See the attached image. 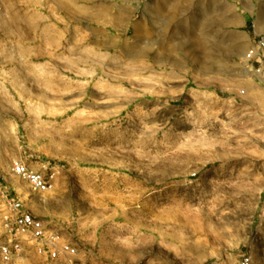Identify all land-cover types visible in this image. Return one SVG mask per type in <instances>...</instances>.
<instances>
[{
  "label": "rangeland",
  "instance_id": "rangeland-1",
  "mask_svg": "<svg viewBox=\"0 0 264 264\" xmlns=\"http://www.w3.org/2000/svg\"><path fill=\"white\" fill-rule=\"evenodd\" d=\"M252 22L264 0H0V243L8 187L77 264H264ZM12 264L48 262L26 243Z\"/></svg>",
  "mask_w": 264,
  "mask_h": 264
},
{
  "label": "built area",
  "instance_id": "built-area-1",
  "mask_svg": "<svg viewBox=\"0 0 264 264\" xmlns=\"http://www.w3.org/2000/svg\"><path fill=\"white\" fill-rule=\"evenodd\" d=\"M249 32L250 45L244 61L254 82L264 92V26L252 22ZM246 93L245 89L240 91L241 95ZM11 171L34 194L43 195L55 190L56 179L52 169L47 173L34 170L23 161H16ZM4 184L5 178L0 174V189ZM1 195L4 202L2 228L7 239L0 243V264H12L26 243H30L48 264H77L78 249L73 243L65 240L59 232L49 231L44 221L27 209L8 187L2 189ZM252 263V255L244 254L238 264Z\"/></svg>",
  "mask_w": 264,
  "mask_h": 264
},
{
  "label": "crops",
  "instance_id": "crops-1",
  "mask_svg": "<svg viewBox=\"0 0 264 264\" xmlns=\"http://www.w3.org/2000/svg\"><path fill=\"white\" fill-rule=\"evenodd\" d=\"M225 21H221L220 23H219V25H222L224 28H226V27H230L231 26V20H228L227 19V22H226V19H224ZM248 37H249V41H250V32H248Z\"/></svg>",
  "mask_w": 264,
  "mask_h": 264
}]
</instances>
